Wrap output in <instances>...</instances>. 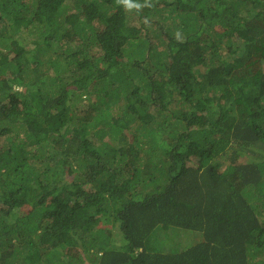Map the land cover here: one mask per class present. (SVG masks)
I'll return each mask as SVG.
<instances>
[{
  "label": "trees",
  "instance_id": "1",
  "mask_svg": "<svg viewBox=\"0 0 264 264\" xmlns=\"http://www.w3.org/2000/svg\"><path fill=\"white\" fill-rule=\"evenodd\" d=\"M0 264H264V0H0Z\"/></svg>",
  "mask_w": 264,
  "mask_h": 264
},
{
  "label": "rangeland",
  "instance_id": "2",
  "mask_svg": "<svg viewBox=\"0 0 264 264\" xmlns=\"http://www.w3.org/2000/svg\"><path fill=\"white\" fill-rule=\"evenodd\" d=\"M87 102H88V101H84V102H82V104H78V107H79L80 105H82V106L86 105ZM78 113H80V112H78Z\"/></svg>",
  "mask_w": 264,
  "mask_h": 264
},
{
  "label": "clouds",
  "instance_id": "3",
  "mask_svg": "<svg viewBox=\"0 0 264 264\" xmlns=\"http://www.w3.org/2000/svg\"><path fill=\"white\" fill-rule=\"evenodd\" d=\"M117 2L119 3V2H120V0H117ZM126 2H127V0H126Z\"/></svg>",
  "mask_w": 264,
  "mask_h": 264
}]
</instances>
